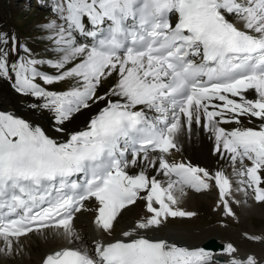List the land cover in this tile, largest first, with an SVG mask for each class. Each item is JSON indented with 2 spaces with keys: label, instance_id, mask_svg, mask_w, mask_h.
I'll return each mask as SVG.
<instances>
[{
  "label": "snow or ice",
  "instance_id": "1",
  "mask_svg": "<svg viewBox=\"0 0 264 264\" xmlns=\"http://www.w3.org/2000/svg\"><path fill=\"white\" fill-rule=\"evenodd\" d=\"M52 12L41 29L46 58L0 32V80L64 137L0 110V256L55 230L67 245L41 264H264L231 242L227 259L214 260L205 248L152 238L197 215L180 206L186 189H216L232 219V205L249 197L264 206V0H54ZM93 108L82 129L70 128ZM194 125L231 175L173 159ZM140 201L145 214L115 238ZM85 202L99 234L91 242L74 224Z\"/></svg>",
  "mask_w": 264,
  "mask_h": 264
},
{
  "label": "bare ground",
  "instance_id": "2",
  "mask_svg": "<svg viewBox=\"0 0 264 264\" xmlns=\"http://www.w3.org/2000/svg\"><path fill=\"white\" fill-rule=\"evenodd\" d=\"M39 16L41 17V14ZM30 100V97H24L17 94L11 87L10 82L0 80V107L2 106V110H13L20 116H22V118L42 125L48 135L58 139H63L64 137L60 136L54 131L52 122L47 117V115L37 114L33 110H30L28 107L24 108L25 106H27ZM96 110V108H93L85 112L75 121V123L70 125V128L73 130L82 129L85 126V121L91 115H93ZM248 126L251 127L253 125L249 124ZM226 127L231 128L236 127V125H228ZM181 139L183 140L182 152L175 154L178 158L175 160L177 162L181 160L190 161L193 165L205 167L214 172V163H216V161H219L220 159L217 156L212 155L213 142L208 139V133L204 132L202 128L194 125L191 138L182 137ZM138 170L139 169H133L132 171ZM226 170H229V175H231L232 169L230 165H228V168ZM152 174H155V172L153 171ZM158 179L166 180V178L162 176L158 177ZM233 179H235V177H233ZM187 191L191 192L192 194ZM186 192L187 194L181 198L180 206L183 209L187 211H194L196 208H198L199 211L202 210V208H213L215 205V209L217 211L218 209L222 210V208L217 207V203L212 204V197L206 194L209 191L196 193L191 189H186ZM242 197L243 196L241 193L236 194L237 199H243ZM217 202H219V200ZM252 202L254 201L252 200ZM234 205L236 204H233L232 207L236 212L237 210H240V208H242L241 206L236 205L235 207ZM93 207V203L86 202L85 209L81 213L77 214V217L74 221L77 230L80 231L85 240L89 242L93 240L94 236L97 238L99 236L98 232L94 231V225L92 224V221L94 219V211H92L91 209ZM250 207L253 208L249 209ZM261 207L262 205L250 206V204L248 203L245 206V211L249 209V211L251 210V213L263 217L264 209H261ZM134 209L135 208H131V210H126L125 213H123L122 218H120L119 224L116 228L115 238L123 239L121 235L122 230H127L132 227L134 225V222L145 214V210L143 209L138 210L137 208L135 211H133ZM217 215H220V212H217ZM187 220L190 219L170 222L165 230H163L162 232L154 233L152 235V238H168L170 240H174L181 246H186L189 248H204L206 242L212 241L215 243L216 248L209 252L213 254L214 260L227 259V257L224 255V246L229 242L238 247L242 255L253 254L256 255L258 259L264 258V245L261 246L253 244L252 248L246 250L240 245H244L243 241L239 242L236 238H233V236H236V234L231 231V229L220 226L218 223H215V225H208L204 223L203 225H199V223L190 225L188 224ZM232 223H234V221ZM65 245H67V241L63 240L59 235H57L55 233V230H46L44 234H30L29 238H22L21 254L14 255L8 258L0 256V264H41V260L45 256V254L50 253L53 249H58ZM89 246H91V244ZM0 247H3L2 241H0Z\"/></svg>",
  "mask_w": 264,
  "mask_h": 264
},
{
  "label": "rangeland",
  "instance_id": "3",
  "mask_svg": "<svg viewBox=\"0 0 264 264\" xmlns=\"http://www.w3.org/2000/svg\"><path fill=\"white\" fill-rule=\"evenodd\" d=\"M36 3H39L44 8L35 6L34 4ZM53 3V0H47V2L44 0H0V32H5L10 35H16L17 37H19L20 42L27 43V45L33 50L34 53H36L40 57L46 58V35L42 32L41 29L44 25L43 23H46L45 21L48 22L53 18V14L51 12ZM40 14L41 17L39 16ZM44 70L48 72L53 71L52 69ZM113 83L114 80H108L107 82H105L103 87L100 89L99 94H103L104 92L108 91ZM68 87L69 83L65 82L54 86L52 90L62 91ZM26 107L27 106H25L24 108ZM0 110H2V106L0 107ZM15 114L20 116L16 112ZM73 123H75V121ZM173 159L178 158L175 155ZM219 161H216V163H214V171L216 169L223 168L227 174H230V171L226 170L229 165L228 162L225 160ZM206 194L212 197V204H219V202H217L219 199L218 191L216 189H212ZM248 203L250 204V206L259 205L252 202V199L250 197L247 204ZM234 206L236 207V205ZM237 206H241L243 208H240L241 211L237 210L236 212L238 219H232L225 216L223 214V211L221 209H218L217 211L214 205L213 208H202V210L199 211L198 208H196L194 212H196L197 215L193 217L194 219L191 218L190 220H187V222L190 225H193L195 223H199V225H203V223L208 225H215V223H218L220 226L231 229V231L236 234V236H233V238H236L239 242L243 241L244 245H240L246 250L252 248L253 244L263 246L264 243H259L254 240L247 239L246 236L264 238V216L261 217L251 213V210L249 211V209H252L253 207H250L247 211H245L246 204L244 203ZM262 207L261 209H264V206ZM132 208H135L133 211H135L137 208L138 210H144L143 202L140 201L137 206H132ZM217 212H220L221 216L217 215ZM221 218L223 219V221ZM233 221L234 223H232Z\"/></svg>",
  "mask_w": 264,
  "mask_h": 264
},
{
  "label": "water",
  "instance_id": "4",
  "mask_svg": "<svg viewBox=\"0 0 264 264\" xmlns=\"http://www.w3.org/2000/svg\"><path fill=\"white\" fill-rule=\"evenodd\" d=\"M204 248L208 249V250H214L216 248V245L214 242L212 241H208L206 242V244L204 245Z\"/></svg>",
  "mask_w": 264,
  "mask_h": 264
}]
</instances>
